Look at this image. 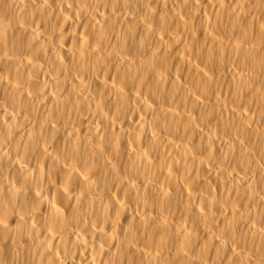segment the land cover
I'll return each mask as SVG.
<instances>
[{
  "label": "bare ground",
  "instance_id": "bare-ground-1",
  "mask_svg": "<svg viewBox=\"0 0 264 264\" xmlns=\"http://www.w3.org/2000/svg\"><path fill=\"white\" fill-rule=\"evenodd\" d=\"M0 264H264V0H0Z\"/></svg>",
  "mask_w": 264,
  "mask_h": 264
}]
</instances>
